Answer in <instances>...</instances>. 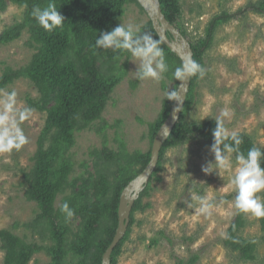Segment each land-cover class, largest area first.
<instances>
[{
    "label": "rangeland",
    "instance_id": "1",
    "mask_svg": "<svg viewBox=\"0 0 264 264\" xmlns=\"http://www.w3.org/2000/svg\"><path fill=\"white\" fill-rule=\"evenodd\" d=\"M179 1L178 23L187 30V37L175 28L189 43L206 38L216 16L230 15L229 20L217 27L211 46L204 52L207 75L196 82L194 101L186 119L196 123L214 120L227 109L230 117L225 120L226 126L246 133L257 146L264 148V13L250 8L259 0ZM139 5L127 3L119 24L132 22L142 27L151 20L146 9ZM24 11L23 5L7 1L6 10L0 12V34L21 22ZM33 53L36 49L29 45L27 31L14 42L0 45V76L7 67L18 69L28 64ZM132 59L128 58L126 72L112 90L101 118L86 129L74 131V142L63 158L73 164L69 179L76 181V190L95 180V162L98 153L104 157L105 148L118 152L123 146L129 153L149 151L154 141L149 137V123L158 119L165 93L175 87L178 91L180 81L173 78L170 70L159 82L134 79L131 72L137 65ZM103 60L105 58H101V64ZM13 89L18 93L21 108L28 106L27 96L38 95L31 82L24 78L3 90ZM46 118V112L35 110L31 118L22 123L30 142L18 152L0 154V229H11L41 249L29 264L51 262L45 250L50 242L40 233L42 225L34 224L40 208L25 197L29 185L26 174L34 164L38 136ZM209 161L214 162V155L201 139L165 151L163 169L152 178L151 194L143 199L150 207L135 213L118 264H264V230L259 220L250 214L244 217L246 223L239 234L255 242V259L243 261L237 252L224 245L221 233H227L236 215L234 197H231L235 192L229 182L234 169L221 170L219 175L205 174L202 166ZM107 165L110 172L115 171L114 162ZM193 192L214 198L217 206L211 217L197 215L187 206ZM69 193L70 190L60 194L56 206ZM69 221L73 227L78 225L76 220ZM3 258L0 244V264Z\"/></svg>",
    "mask_w": 264,
    "mask_h": 264
},
{
    "label": "trees",
    "instance_id": "2",
    "mask_svg": "<svg viewBox=\"0 0 264 264\" xmlns=\"http://www.w3.org/2000/svg\"><path fill=\"white\" fill-rule=\"evenodd\" d=\"M7 1L23 5L25 11L21 22L6 28L0 34V45L14 42L27 31L29 45L36 49V53L32 54L29 63L23 67H7L0 76V89L7 88L21 78L29 80L38 95L35 98L27 96V105L47 113L45 127L38 136L34 164L26 174L29 185L25 197L36 202L40 208L34 224L42 225L43 231L40 233L43 239L50 242L45 247L51 257L50 264H102L103 255L118 227L121 193L146 168L151 158V149L147 152L129 153L123 146L118 152L105 148L104 157L98 153L95 162V180L79 190H76V181L69 179L73 164L63 157L74 142V131L77 128L86 129L101 118L110 94L126 72L127 60L131 57L127 51L114 53L110 49H97L95 40L101 31H111L119 25L127 3H139L137 0H0V12L6 10ZM158 1L167 20L187 37V30L178 23L181 16L180 1ZM49 2H53L65 17L63 26L51 32L43 29L31 15L34 6L44 8ZM139 7L142 8L140 5ZM250 8L253 12L264 13V0L250 5ZM229 18V14L216 16L208 27L206 38L197 42L190 41L193 59L204 67V52L211 46L217 27ZM141 30L160 38L151 20ZM168 35L171 37L169 33ZM161 46L173 75L182 60L164 43ZM101 58H105L102 64ZM197 80V77H191L181 115L167 136L151 180L162 171V159L167 149L197 139L203 140L208 146L213 142L212 130L216 126L214 120L196 123L186 119L194 101ZM173 103L174 101L165 98L158 119L149 123L151 140H154L168 118ZM240 135L243 139L241 151L247 154L252 146L257 145L246 133ZM110 162L115 163L114 172L107 169ZM151 180L134 203L128 230L115 247L111 264H118V257L129 237L135 213L150 207L149 203H143V199L151 194ZM68 190L70 193L56 206L58 196ZM231 197H235V193ZM65 202L75 210V215L71 218L78 221L75 227L70 225V221L66 220L60 210ZM245 216L246 214L236 211L227 230L228 238L223 243L237 252L241 260L253 261L255 242L248 241L239 234L245 226ZM257 219L264 230V218ZM0 244L4 251L3 264H29L41 250L11 229H0Z\"/></svg>",
    "mask_w": 264,
    "mask_h": 264
},
{
    "label": "clouds",
    "instance_id": "3",
    "mask_svg": "<svg viewBox=\"0 0 264 264\" xmlns=\"http://www.w3.org/2000/svg\"><path fill=\"white\" fill-rule=\"evenodd\" d=\"M31 15L43 29L49 32L62 27L65 21V17L53 2H49L44 8L34 6ZM163 43V37L158 39L149 32L142 31L141 25L121 22L111 31H101L95 40V47L110 49L114 53L127 51L137 65L136 70L131 72L134 79L159 82L169 71V64L161 46ZM207 71L208 69L202 64L187 57L175 68L173 77L183 86L191 77L205 78ZM17 97L18 93L14 89L11 91L0 89V154L18 152L30 142L22 128V123L30 119L35 110L29 106L18 107ZM165 98L177 104L182 101L180 91L175 89L167 91ZM229 117V110L224 109L219 116L213 118L216 126L212 130L213 142L210 145V152L214 155V162H207L202 166V171L205 174L215 172L219 175L221 170L234 169L229 180L235 192L233 207L239 213L264 218V196L259 195L264 192V166H262L264 149L254 145L247 154L242 152L240 146L243 139L240 133L230 130L225 124V120ZM233 154H235V163ZM187 206L193 208L197 215L208 218L213 215L217 205L214 198L193 192L191 202ZM60 210L66 220H70L75 215V210L67 202L61 205ZM221 236L228 238L226 232H222Z\"/></svg>",
    "mask_w": 264,
    "mask_h": 264
},
{
    "label": "water",
    "instance_id": "4",
    "mask_svg": "<svg viewBox=\"0 0 264 264\" xmlns=\"http://www.w3.org/2000/svg\"><path fill=\"white\" fill-rule=\"evenodd\" d=\"M137 1L146 9L157 34L159 37H163L164 44L172 51V53H175L182 61H184L187 57H191L193 59V50L190 43L179 31L176 30L175 26L167 20L166 16L162 12L159 1ZM186 83V85L182 86L180 82L178 87V92L180 91L182 101L179 104L174 101L168 118L154 136L155 138L151 148V158L149 163L121 193L117 219L118 227L111 244L103 255L102 264H111V255L128 230L134 203L139 198L140 193L145 186L148 185L154 171L156 170L161 149L165 141L168 139L167 136L170 135L181 115L190 88L191 78Z\"/></svg>",
    "mask_w": 264,
    "mask_h": 264
}]
</instances>
